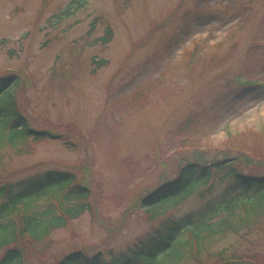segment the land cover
I'll list each match as a JSON object with an SVG mask.
<instances>
[{
	"label": "rangeland",
	"instance_id": "obj_1",
	"mask_svg": "<svg viewBox=\"0 0 264 264\" xmlns=\"http://www.w3.org/2000/svg\"><path fill=\"white\" fill-rule=\"evenodd\" d=\"M262 71L264 0H0V78L20 80L17 106L33 129L63 136L0 151V188L65 172L93 193V211L34 242L28 264L75 252L123 263L158 223L196 220L232 192L215 180L151 223L139 201L188 163L235 161L263 176L261 90L234 92ZM225 99L237 100L230 113ZM254 221L183 264H219L220 253L264 264V209Z\"/></svg>",
	"mask_w": 264,
	"mask_h": 264
},
{
	"label": "trees",
	"instance_id": "obj_2",
	"mask_svg": "<svg viewBox=\"0 0 264 264\" xmlns=\"http://www.w3.org/2000/svg\"><path fill=\"white\" fill-rule=\"evenodd\" d=\"M112 37V31H108L101 42L108 44ZM242 79L238 78L234 83L238 97L244 92L264 90V87L244 86ZM18 84L15 77L0 78V151L17 148L28 139L53 140L52 136L36 133L18 108L15 97ZM226 101H220L218 106L221 111L230 113L235 104L230 101L225 108L222 105ZM234 162L188 163L180 169L172 184H165L142 198L140 205L153 223L176 210L197 192L211 188L215 180L229 181L233 185L230 194L223 195L220 203L207 206L196 220L158 223L150 240L141 241L132 256L123 263L112 256L111 264H183L193 256L203 257V248L209 245L210 239L251 226L264 209V175L239 171ZM91 197L92 192L78 184L76 176L65 172H50L21 185L1 187L0 264H28L35 252L34 242L41 244L54 231L65 228L70 221L91 211ZM42 202H49L43 211L39 208ZM25 252L31 257L27 258ZM99 258L92 263L87 254L75 252L58 264H101ZM217 258L219 264H230L234 260L225 258L223 253Z\"/></svg>",
	"mask_w": 264,
	"mask_h": 264
},
{
	"label": "snow or ice",
	"instance_id": "obj_3",
	"mask_svg": "<svg viewBox=\"0 0 264 264\" xmlns=\"http://www.w3.org/2000/svg\"><path fill=\"white\" fill-rule=\"evenodd\" d=\"M253 96H257V94H253ZM258 99H260L261 101H264V90H261L257 96Z\"/></svg>",
	"mask_w": 264,
	"mask_h": 264
}]
</instances>
